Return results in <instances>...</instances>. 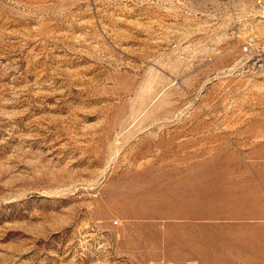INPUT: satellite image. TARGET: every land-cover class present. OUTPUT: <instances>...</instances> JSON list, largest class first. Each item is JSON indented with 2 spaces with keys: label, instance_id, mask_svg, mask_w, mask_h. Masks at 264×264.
<instances>
[{
  "label": "rangeland",
  "instance_id": "obj_1",
  "mask_svg": "<svg viewBox=\"0 0 264 264\" xmlns=\"http://www.w3.org/2000/svg\"><path fill=\"white\" fill-rule=\"evenodd\" d=\"M0 264H264V13L0 0Z\"/></svg>",
  "mask_w": 264,
  "mask_h": 264
},
{
  "label": "built area",
  "instance_id": "obj_2",
  "mask_svg": "<svg viewBox=\"0 0 264 264\" xmlns=\"http://www.w3.org/2000/svg\"><path fill=\"white\" fill-rule=\"evenodd\" d=\"M253 8L264 13V0H246ZM257 44V38L254 34L250 33L246 36L243 45V50L245 52H250L253 47Z\"/></svg>",
  "mask_w": 264,
  "mask_h": 264
},
{
  "label": "crops",
  "instance_id": "obj_3",
  "mask_svg": "<svg viewBox=\"0 0 264 264\" xmlns=\"http://www.w3.org/2000/svg\"><path fill=\"white\" fill-rule=\"evenodd\" d=\"M210 220V218H207V221H209Z\"/></svg>",
  "mask_w": 264,
  "mask_h": 264
}]
</instances>
